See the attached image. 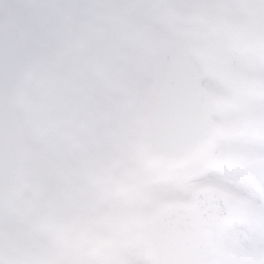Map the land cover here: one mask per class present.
Here are the masks:
<instances>
[{"label": "clouds", "instance_id": "1", "mask_svg": "<svg viewBox=\"0 0 264 264\" xmlns=\"http://www.w3.org/2000/svg\"><path fill=\"white\" fill-rule=\"evenodd\" d=\"M259 7L264 11V3ZM130 8L139 12V43L115 79L125 93L120 99L139 108L133 101L181 86L195 98L194 115L206 109L214 118L204 92L210 86L202 88L192 72L197 54L187 45L188 30L245 20L252 9L214 6V0H0V264H81L84 257L103 261L121 250L114 235L95 224L99 201L119 198L103 194L116 169L117 137L107 129L69 131L52 101L64 73L60 42L76 25ZM110 82L90 84L95 91ZM217 138L208 129L209 142Z\"/></svg>", "mask_w": 264, "mask_h": 264}, {"label": "rangeland", "instance_id": "2", "mask_svg": "<svg viewBox=\"0 0 264 264\" xmlns=\"http://www.w3.org/2000/svg\"><path fill=\"white\" fill-rule=\"evenodd\" d=\"M191 29V30H190ZM189 29L188 47H195V33L199 29ZM62 49V61L64 67L69 63L71 53L74 52L76 63L85 62L83 48L72 47L68 36L60 42ZM84 69V68H83ZM66 72V71H65ZM67 75V74H66ZM248 77V76H246ZM109 78V77H108ZM63 86L55 88L53 97L58 88L63 97H85L88 87L96 96L90 85L77 77L74 80L64 81ZM240 91L233 93L227 89L221 90L216 86L208 87V92H215L221 96L223 103L214 105V116L217 122L215 133L217 139L209 142L208 146L193 160L177 165H164L151 160L144 150L143 126L141 121V106L133 108L130 103L123 102L120 97L125 95L123 89L115 82H110L103 90L107 96L103 97V103L107 110V116L100 117L99 121L108 119L109 131L117 137V144L113 148L116 160L126 153L133 154L134 163L138 174L142 177L145 187L130 184L128 188L115 185L121 190L120 198L110 200L102 215L107 220L115 222L121 249L118 257L105 264H150L145 252V218L162 203L179 199L185 201L190 197L195 186L203 180L216 182L223 192L231 195V199H237L243 205V198L237 197L236 192L243 194L246 204L242 208L228 201L231 212L229 224L223 228V239L229 250L235 253L239 259L255 260L256 264H264V249L247 247L251 244L250 232L254 228H264V206L257 204L249 184L257 190H264V143L260 140L264 137V81L256 83L255 92L250 83L239 81ZM105 97V98H104ZM140 104L141 101H133ZM217 116V117H216ZM89 126H95L93 119L87 120ZM257 126L254 128V126ZM219 159H211V155L217 153ZM214 157V155H213ZM203 170V171H202ZM207 174V176H206ZM188 180V194L183 196ZM247 182V183H246ZM112 183L108 182L106 197L115 192L111 190ZM157 188V189H156ZM137 189V191H135ZM177 192L171 194L170 191ZM233 190V192L231 191ZM235 192V193H234ZM116 193V192H115ZM242 197V196H240ZM96 207V212H98ZM137 232H142V252H136L130 248L132 238Z\"/></svg>", "mask_w": 264, "mask_h": 264}, {"label": "water", "instance_id": "3", "mask_svg": "<svg viewBox=\"0 0 264 264\" xmlns=\"http://www.w3.org/2000/svg\"><path fill=\"white\" fill-rule=\"evenodd\" d=\"M170 4L174 0H166V5ZM209 25L213 28L215 21ZM195 103L191 93L181 86L144 97V137L150 158L178 162L202 150L213 125L206 109L193 114ZM227 214L223 197L207 187L196 193L191 204L172 203L159 208L147 221L150 257L155 264H221L225 250L220 243V231ZM100 229L114 235L108 225Z\"/></svg>", "mask_w": 264, "mask_h": 264}, {"label": "flooded vegetation", "instance_id": "4", "mask_svg": "<svg viewBox=\"0 0 264 264\" xmlns=\"http://www.w3.org/2000/svg\"><path fill=\"white\" fill-rule=\"evenodd\" d=\"M201 2H211V0H198ZM105 3L116 4H148V5H165L164 0H101ZM182 3H188V0H180ZM139 12L130 8L123 13L109 14L107 18L89 21L87 23L76 25L70 31L68 38L72 47H82L84 53L83 67L81 63H76L74 52L71 53L69 63L64 67V73L58 78V86H63L64 81L75 77L83 80L91 86V80H108L115 82L118 74L127 66V57L129 52L139 43L137 36L138 24L137 19ZM219 30L224 27V22L218 20ZM191 30V29H190ZM245 31L249 40L258 42L264 37V11L252 10L245 23ZM189 44V30L187 45ZM84 68V69H83ZM87 70L88 76L81 75L83 70ZM66 71V72H65ZM67 74V75H66ZM109 77V78H108ZM237 76H233L236 79ZM249 83L256 89V83L263 82L264 74L251 75ZM107 86V84H106ZM106 86H104L106 90ZM213 89V88H212ZM215 90V89H213ZM96 96H107L103 88L95 89ZM63 95L58 88V93L53 97V108L59 112L69 124V131L82 129L86 131H100L103 129H114L109 125L108 119L99 121L100 117L107 116V110L104 105L97 101V97L91 93L89 87L85 97H62ZM105 98V97H104ZM91 118L96 123L95 126H89L87 120ZM118 161L128 162L129 156L123 153ZM117 162V161H116ZM134 162V161H133ZM132 162V163H133ZM131 163V164H132ZM122 177V178H121ZM112 175L109 180L122 186L125 181L123 176ZM139 178V177H138ZM139 183V182H138ZM129 183H126V187ZM108 186V180L103 186V194ZM99 213H96L95 224L97 227L105 221L102 218V211L107 203L103 199L99 201ZM97 204V205H98ZM234 264H245L244 261H238L233 256Z\"/></svg>", "mask_w": 264, "mask_h": 264}, {"label": "snow or ice", "instance_id": "5", "mask_svg": "<svg viewBox=\"0 0 264 264\" xmlns=\"http://www.w3.org/2000/svg\"><path fill=\"white\" fill-rule=\"evenodd\" d=\"M264 0H214V6L227 4L231 7L247 11L258 10ZM246 20L233 23L224 22L222 30L214 33L209 26H201L195 33V47H190L197 54L196 62L192 68L195 79L200 82L202 88L216 86L237 93L240 91L239 80L233 76L246 77L251 75L264 74V37L258 42L249 40L245 31ZM215 119V116H214ZM264 143V137L260 140ZM247 183V182H246ZM257 204L264 206V190H257L249 184ZM251 244L264 249V228H254L250 232ZM136 252H142V232H137L129 245ZM119 253L105 258L103 261L84 257L81 264H105V261H112Z\"/></svg>", "mask_w": 264, "mask_h": 264}]
</instances>
